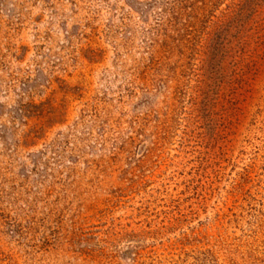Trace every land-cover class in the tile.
I'll return each instance as SVG.
<instances>
[{"label":"rangeland","instance_id":"1","mask_svg":"<svg viewBox=\"0 0 264 264\" xmlns=\"http://www.w3.org/2000/svg\"><path fill=\"white\" fill-rule=\"evenodd\" d=\"M232 1L163 55L179 0H0V264H264V0Z\"/></svg>","mask_w":264,"mask_h":264},{"label":"trees","instance_id":"2","mask_svg":"<svg viewBox=\"0 0 264 264\" xmlns=\"http://www.w3.org/2000/svg\"><path fill=\"white\" fill-rule=\"evenodd\" d=\"M222 0H179V11L172 17L175 25L174 32L178 36L175 41L174 36L167 33L164 34V39L160 45V51L164 55L178 53L184 55L185 51L193 49V37L192 32L195 30L194 26L197 25L202 18H204L210 11L215 8ZM254 0H237L232 1L227 7H244L249 2ZM228 14V13H227ZM226 12L222 13V16L227 15ZM183 17H187L186 20H182Z\"/></svg>","mask_w":264,"mask_h":264}]
</instances>
